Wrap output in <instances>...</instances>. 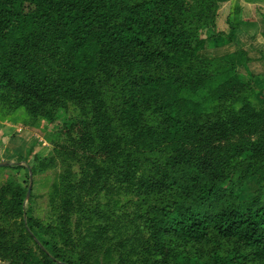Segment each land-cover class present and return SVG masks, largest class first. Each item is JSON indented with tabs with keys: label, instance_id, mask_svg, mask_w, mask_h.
<instances>
[{
	"label": "trees",
	"instance_id": "trees-1",
	"mask_svg": "<svg viewBox=\"0 0 264 264\" xmlns=\"http://www.w3.org/2000/svg\"><path fill=\"white\" fill-rule=\"evenodd\" d=\"M221 1L0 0V108L56 126L31 172L61 169L48 221L1 186L0 261L264 264V89L202 56Z\"/></svg>",
	"mask_w": 264,
	"mask_h": 264
},
{
	"label": "rangeland",
	"instance_id": "rangeland-1",
	"mask_svg": "<svg viewBox=\"0 0 264 264\" xmlns=\"http://www.w3.org/2000/svg\"><path fill=\"white\" fill-rule=\"evenodd\" d=\"M210 32V31H209ZM206 32L205 35H208ZM212 48L211 50H213ZM207 50L202 53L204 58L219 57L217 53ZM264 89V86H253L255 92ZM42 123V122H41ZM30 117L21 109L12 115L7 114L0 108V155L8 153L7 160L2 162L11 163L9 166L0 167V188L6 183L27 185L31 190L29 201L32 207L33 215L40 217L44 221L50 218V208L48 196L50 188L57 175L60 173V167L48 171L35 178L32 175L31 167L38 158H44L52 154V134L56 132L57 127L43 123L40 127H31ZM7 145L6 148L5 145ZM20 167V168H19ZM256 181L243 187L239 191L242 200L252 198L256 191ZM0 264H7L0 261Z\"/></svg>",
	"mask_w": 264,
	"mask_h": 264
},
{
	"label": "crops",
	"instance_id": "crops-1",
	"mask_svg": "<svg viewBox=\"0 0 264 264\" xmlns=\"http://www.w3.org/2000/svg\"><path fill=\"white\" fill-rule=\"evenodd\" d=\"M216 26L217 33L225 36L231 34V27H235V31L233 40L223 39L211 51L224 56L243 50L251 61L238 67L239 78L244 83L253 82L256 87L264 86V0H222ZM8 156L6 152L1 153L0 162Z\"/></svg>",
	"mask_w": 264,
	"mask_h": 264
},
{
	"label": "water",
	"instance_id": "water-1",
	"mask_svg": "<svg viewBox=\"0 0 264 264\" xmlns=\"http://www.w3.org/2000/svg\"><path fill=\"white\" fill-rule=\"evenodd\" d=\"M8 164L6 163V162H2V163H0V167H4V166H7ZM30 193H31V190L29 189L28 190V198H29V196H30Z\"/></svg>",
	"mask_w": 264,
	"mask_h": 264
}]
</instances>
